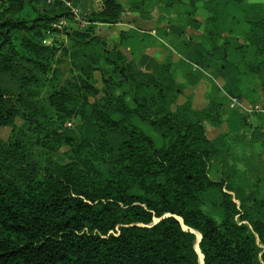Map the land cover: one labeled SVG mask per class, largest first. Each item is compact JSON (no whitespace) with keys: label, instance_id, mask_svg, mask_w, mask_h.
<instances>
[{"label":"trees","instance_id":"16d2710c","mask_svg":"<svg viewBox=\"0 0 264 264\" xmlns=\"http://www.w3.org/2000/svg\"><path fill=\"white\" fill-rule=\"evenodd\" d=\"M183 4L95 0L80 27L63 0H0V264H200L197 243L204 264H264V134L246 153L264 112L254 123L230 107V96H264V2L177 12L182 29L207 14L201 35L166 41L185 84L170 58L138 63L152 29L121 31L119 45L98 31ZM60 17L66 43L45 45ZM204 77L212 92L196 109L186 91Z\"/></svg>","mask_w":264,"mask_h":264},{"label":"crops","instance_id":"0c3cea01","mask_svg":"<svg viewBox=\"0 0 264 264\" xmlns=\"http://www.w3.org/2000/svg\"><path fill=\"white\" fill-rule=\"evenodd\" d=\"M186 2V5L190 2V0H184ZM186 5L184 8V4L181 6H177L178 8L174 7L168 10L167 12H163L166 16V19L159 21V16L160 13L158 12L157 8H155L152 12L153 18L150 20H142L139 18V14L135 12H127L124 15V18L115 24H100L98 27L99 33H102V36H105L109 43L111 44L110 40H114L115 38L117 39V42H114V45H119L120 41V33L121 31H129L132 28H139L140 31L145 29L146 31L149 29H154L157 31L158 27H163L162 30L160 31V35L164 37V39H168L170 37H175L180 32H182L180 35L181 37H195L201 35V23L204 22V19L207 17V14L204 10L199 7L197 9L196 15L194 16L195 19L197 20V27L194 25L188 24L185 29H182V23L186 22L188 23L189 18L185 16V14H182L181 16V21H178V13L180 10L186 9ZM162 13V12H161ZM162 13V15H163ZM170 14V15H169ZM148 25V26H146ZM143 33V31H142ZM146 36L148 34L145 33ZM153 35V34H152ZM151 35V36H152ZM157 36V37H156ZM152 36L150 38L149 42L146 44V47L144 50L138 52L137 56V61L138 63L142 66V69L144 70H149L153 69V67H145L143 66L145 64V57H150L151 59H148L150 61H164L168 58L172 59L174 63V68L177 74V80L180 83H187V79L185 76V68L181 67L180 65V54H178L176 51H171L167 46H162L161 41L159 40L160 37L157 35ZM196 41H199L196 39ZM125 52L128 54L129 49L122 47ZM151 66V65H150ZM212 84L210 83V80L207 77H204L200 79L196 84L190 85L187 89V93L192 95L193 101L194 97L197 96L198 98L201 99V108L205 107L208 104L209 98H210V93L212 92ZM255 117V116H254ZM253 117V122L258 123L260 122L258 117L256 116L255 118Z\"/></svg>","mask_w":264,"mask_h":264},{"label":"rangeland","instance_id":"374dc122","mask_svg":"<svg viewBox=\"0 0 264 264\" xmlns=\"http://www.w3.org/2000/svg\"><path fill=\"white\" fill-rule=\"evenodd\" d=\"M123 2H125V0H122ZM249 1H251V2H264V0H249ZM94 3H95V0H82V2H81V9L83 10V11H85L86 9H89V8H91V7H93L94 6ZM146 26H148V25H146ZM143 30H145V29H143ZM153 30L154 29H152L151 31V33L154 35V36H156V31L155 32H153ZM143 32H145V31H143ZM101 35H102V33H100ZM158 35V34H157ZM157 37V36H156ZM117 39L115 38L114 40H110V42H111V45H114L115 43L114 42H117L116 41ZM160 41H161V45L162 46H167L168 44H167V40L166 39H164V37H160V39H159ZM66 43V42H65ZM168 47V46H167ZM168 48H170V46L168 47ZM146 64H150V65H152L153 63H152V61H150V60H147V63ZM245 80V79H244ZM234 81V80H233ZM233 81L231 82V85H233L232 83H233ZM216 82L218 83V85L221 87V89H223L224 90V87L223 86H225V81H224V79H222V78H216ZM211 83V82H210ZM234 86V85H233ZM247 91H250L249 89L247 90ZM250 97H252V96H250L249 95V93H248V95L247 96H244V97H242L243 99H244V101L250 106V107H262V106H264V96H263V94H262V92L260 91V98L257 100V101H255L254 103H253V101H251L249 98ZM192 101H193V98H192ZM193 106H194V108H196V109H201V99L200 98H198L197 96H195L194 97V101H193ZM254 114V113H253ZM254 116L256 117H258V118H261V117H263V115H260V112H255V114H254ZM254 117V118H255ZM262 119V118H261ZM17 122L18 123H20L21 121H20V119H18L17 120ZM263 122V121H262ZM262 122H261V124H262ZM208 127V130H209V133L212 135L213 134V131H214V129H213V127L211 126V125H208L207 126ZM152 132V131H151ZM9 133H10V128L9 127H3L2 128V130H1V136L3 137V138H7L8 136H9ZM249 134V137H250V139L251 140H253L254 141V143H253V146H252V148H246L247 150H246V153L249 155V156H251V155H256L257 154V152H259L260 150H261V147H260V139H262V137H263V134H264V129H261V130H259V129H257V130H252L251 132H249L248 133ZM255 151V152H254ZM57 158H59V157H61L59 154H56L55 155ZM219 169H220V166H219V164L217 163V162H213L212 163V165H211V174H212V177H218V175H219ZM235 200H236V198H235ZM237 201V203L239 204L240 202L238 201V200H236Z\"/></svg>","mask_w":264,"mask_h":264},{"label":"built area","instance_id":"2783aa9c","mask_svg":"<svg viewBox=\"0 0 264 264\" xmlns=\"http://www.w3.org/2000/svg\"><path fill=\"white\" fill-rule=\"evenodd\" d=\"M49 3L53 2V0H47ZM73 19L76 22V25L82 27L87 24V20L83 15V10L78 5H75L73 0H63ZM69 25V20L66 17H60L59 19L55 20L51 26L48 28L46 36L43 39V43L45 45H52V44H62L63 41L65 42L67 39L65 28ZM152 31H150L151 33ZM155 32V30H153ZM230 107L232 108H240L242 111H247L249 113L253 112H264V108L262 107H250L242 97L239 96H230ZM251 122V119H249ZM68 125L71 126L72 122H68Z\"/></svg>","mask_w":264,"mask_h":264},{"label":"bare ground","instance_id":"6f19581e","mask_svg":"<svg viewBox=\"0 0 264 264\" xmlns=\"http://www.w3.org/2000/svg\"><path fill=\"white\" fill-rule=\"evenodd\" d=\"M197 236H198V240H199V238H200V233L199 232H197ZM196 247H197L198 252H199L200 264H203V255H202V252L200 251L198 243L196 244Z\"/></svg>","mask_w":264,"mask_h":264},{"label":"water","instance_id":"95a60500","mask_svg":"<svg viewBox=\"0 0 264 264\" xmlns=\"http://www.w3.org/2000/svg\"><path fill=\"white\" fill-rule=\"evenodd\" d=\"M155 221L157 222V221H159V219H155ZM185 229H189L188 227H185ZM192 230V229H191ZM193 232H196L195 230H192ZM197 233V232H196ZM201 237H202V235L200 234V238H199V240H201ZM200 248V247H199ZM196 249H197V247H196ZM197 251H198V249H197ZM201 251V250H200ZM199 253V252H198ZM202 255H203V253H202ZM199 260H200V258H199ZM203 264H204V255H203Z\"/></svg>","mask_w":264,"mask_h":264}]
</instances>
